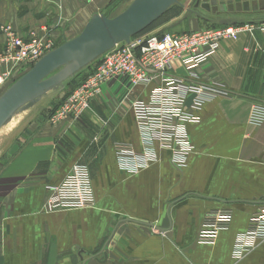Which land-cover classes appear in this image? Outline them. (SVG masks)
Masks as SVG:
<instances>
[{
    "label": "crops",
    "instance_id": "1",
    "mask_svg": "<svg viewBox=\"0 0 264 264\" xmlns=\"http://www.w3.org/2000/svg\"><path fill=\"white\" fill-rule=\"evenodd\" d=\"M115 1L0 0V51L5 26L24 40H50L55 49L80 35L95 16L114 17L133 0ZM194 1L180 0L179 14L146 34L224 26L189 13ZM197 11L211 19L264 20V11ZM28 70L19 67L0 87V96ZM174 73L228 93L203 104L199 121L187 125L193 150L182 168L158 147L156 161L136 174L117 166L114 142L140 150L131 102L146 99L153 84L132 88L124 77L103 83L91 99L88 117L94 128L85 118L52 124L33 107L36 103L20 114L7 142H0V264H264V240L240 260L231 257L236 234L264 204V119L260 124L250 119L264 90V33L222 41L190 74L174 62ZM92 133L98 142L89 146ZM83 163L94 204L45 212L46 186L59 184L74 164ZM214 208L231 210L230 225L213 244H199L202 217Z\"/></svg>",
    "mask_w": 264,
    "mask_h": 264
},
{
    "label": "built area",
    "instance_id": "2",
    "mask_svg": "<svg viewBox=\"0 0 264 264\" xmlns=\"http://www.w3.org/2000/svg\"><path fill=\"white\" fill-rule=\"evenodd\" d=\"M255 30L264 33V20L180 33L133 36L128 43L115 44L97 59L93 71L75 86L54 112L51 121L57 122L67 114H81L99 93L101 85L112 79L124 77L132 88L153 84L146 99L131 102L140 150H135L128 143L114 142L117 166L124 172L136 174L156 161L158 147L170 152V162L174 167L182 168L193 150L187 125L199 121L197 112L203 104L228 93L220 87L189 82L176 75L174 62L190 74L217 52L222 41L236 40L241 34ZM3 32L6 43L0 51V87L13 79L19 67L33 66L54 49L50 40L35 36L24 40L10 26L3 27ZM188 97L189 106L186 104ZM250 119L254 124H260L264 119V90L251 107ZM97 142L96 138L94 143ZM46 190L45 212L85 209L95 202L87 164H74L59 184L46 186ZM231 219L230 209H209L202 217L197 243L213 244L218 233L229 227ZM263 240L264 204L250 216L246 230L236 234L231 257L240 260Z\"/></svg>",
    "mask_w": 264,
    "mask_h": 264
},
{
    "label": "water",
    "instance_id": "3",
    "mask_svg": "<svg viewBox=\"0 0 264 264\" xmlns=\"http://www.w3.org/2000/svg\"><path fill=\"white\" fill-rule=\"evenodd\" d=\"M179 1L133 0L114 17L95 16L80 35L45 54L0 96V127L23 103L42 94L50 86L76 74L115 44L130 42L133 36L145 30L169 8L179 4ZM219 1L195 0L188 12L208 22L216 21L227 25L238 23L240 20L231 17L211 19L202 15L197 9L200 8L213 15L264 11V4L259 0ZM51 73L53 74L49 76Z\"/></svg>",
    "mask_w": 264,
    "mask_h": 264
},
{
    "label": "rangeland",
    "instance_id": "4",
    "mask_svg": "<svg viewBox=\"0 0 264 264\" xmlns=\"http://www.w3.org/2000/svg\"><path fill=\"white\" fill-rule=\"evenodd\" d=\"M175 6L176 5H173L172 7H175ZM163 20H164V17H161L159 19V21H163ZM150 32H151V30H150ZM141 35H146V33L145 34L143 33ZM100 58L101 57H99L98 59H100ZM96 61H98V60L96 59L95 61H93L92 63H90L89 65H87L83 69H81L79 72H77L76 74L68 77L67 79H65L61 83H57V84H55L53 86H50L49 88L44 90L42 92V94L37 95L34 98L26 101L25 103H23L16 110L15 114H19L20 115L24 110H26V109L28 110L31 107V105H33V103H36L35 105H33V107L40 111L39 114H43L44 117L48 116V118H47L48 122H50L52 124H55L56 122H52L51 121V118L54 115V112L57 109H59V107L63 104L65 99L68 97V95L74 90L75 86L80 84V83H82V81L85 79V77L89 73H91L93 71L94 64L96 63ZM53 73H51L49 76H51ZM40 98H42V99L40 100ZM91 115H92V110H91V100H90L88 107L84 111H82L81 114H79L78 116L72 115V114H67L61 120H66L68 122H71L72 124L73 123L76 124L79 121H82V119H84V118H85V120L88 119L90 121L89 117L91 118ZM61 120H59V121H61ZM100 123L102 124V122H100ZM87 124H88L87 126H91L92 125L93 128H94V125H93V123H91V121L88 122ZM12 129H10L7 133L0 135V139L3 137V139L0 142H4V143L7 142V139H8L7 135ZM93 133H92L91 136H89L90 134L88 135L89 136V142H88L89 146H90L91 142L94 143V140L96 138H98V136H97L98 134L96 135V134H93ZM4 143H2L0 145V149L2 148Z\"/></svg>",
    "mask_w": 264,
    "mask_h": 264
},
{
    "label": "trees",
    "instance_id": "5",
    "mask_svg": "<svg viewBox=\"0 0 264 264\" xmlns=\"http://www.w3.org/2000/svg\"><path fill=\"white\" fill-rule=\"evenodd\" d=\"M117 1V0H116ZM115 1V2H116ZM114 3V2H113ZM179 10H180V8L178 7V6H175V7H172V8H170L168 11H166V13L165 14H163L161 17H164V20H166L169 16H171V14L173 15V14H179ZM160 17V18H161ZM159 18V19H160ZM159 19H157L155 22H153L150 26H148L145 30H143L142 32H140L139 34H137V35H135L134 37H136V36H140L141 34H145V33H147L148 31H150V30H152V28L153 27H155L157 24H159V23H161V22H163V21H159ZM220 26H222V25H215V24H212V25H209L208 27H220ZM32 66H30L29 67V69L31 68ZM17 79H19V78H17ZM16 79V80H17ZM16 80H14L13 82H15ZM13 82L11 83V84H13ZM10 84V85H11Z\"/></svg>",
    "mask_w": 264,
    "mask_h": 264
},
{
    "label": "bare ground",
    "instance_id": "6",
    "mask_svg": "<svg viewBox=\"0 0 264 264\" xmlns=\"http://www.w3.org/2000/svg\"><path fill=\"white\" fill-rule=\"evenodd\" d=\"M21 115L15 114L3 126L0 127V135L7 133L10 129L14 128L20 121Z\"/></svg>",
    "mask_w": 264,
    "mask_h": 264
},
{
    "label": "flooded vegetation",
    "instance_id": "7",
    "mask_svg": "<svg viewBox=\"0 0 264 264\" xmlns=\"http://www.w3.org/2000/svg\"><path fill=\"white\" fill-rule=\"evenodd\" d=\"M210 13V12H209Z\"/></svg>",
    "mask_w": 264,
    "mask_h": 264
}]
</instances>
